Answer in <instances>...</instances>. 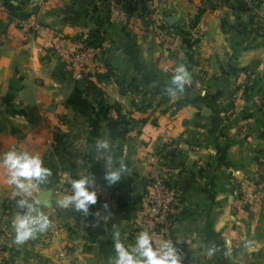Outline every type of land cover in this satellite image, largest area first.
<instances>
[{
	"label": "crops",
	"instance_id": "1",
	"mask_svg": "<svg viewBox=\"0 0 264 264\" xmlns=\"http://www.w3.org/2000/svg\"><path fill=\"white\" fill-rule=\"evenodd\" d=\"M81 37L99 47L100 82H75L51 49L54 38ZM181 64L191 80L172 95ZM99 103L120 106L125 134L110 136ZM0 108V154H38L51 175L33 198L52 192L51 207L40 206L48 230L15 244L12 220L23 210L0 165V264H109L114 230L126 245L143 232L153 178L182 194L173 234L185 264H264V201L232 197L241 181L264 186L262 1L0 0ZM102 139L107 152L96 150ZM109 158L110 167H126L115 184L104 178ZM85 175L109 201L97 198L88 215L60 208Z\"/></svg>",
	"mask_w": 264,
	"mask_h": 264
},
{
	"label": "clouds",
	"instance_id": "2",
	"mask_svg": "<svg viewBox=\"0 0 264 264\" xmlns=\"http://www.w3.org/2000/svg\"><path fill=\"white\" fill-rule=\"evenodd\" d=\"M191 80V75L183 64L175 69L171 84L175 86L169 93L175 95L177 90L183 92L184 86ZM110 143L107 139L98 140L96 150L107 152ZM110 158L106 162L105 180L109 184H115L126 173V167H110ZM0 164L6 169L7 183L14 187L13 197L19 196L16 205L22 212L17 213L12 220L14 230L13 242L17 245L24 244L38 233H44L50 227L49 217L41 210L38 198H33V193L38 192L42 184L51 175L50 169L43 165L38 154L28 151L9 150L0 157ZM93 176H81L71 182L72 192L57 200L60 208H72L77 212L89 214L90 205L97 202V193L94 188ZM107 209L108 205L105 204ZM97 217L100 213H95ZM109 215L103 217L106 221ZM119 230L113 231L114 257L109 258V264H181V258L172 242L161 240L157 246H153L151 236L147 231L137 235L135 244L126 245L121 241ZM214 249H209L211 254Z\"/></svg>",
	"mask_w": 264,
	"mask_h": 264
},
{
	"label": "built area",
	"instance_id": "3",
	"mask_svg": "<svg viewBox=\"0 0 264 264\" xmlns=\"http://www.w3.org/2000/svg\"><path fill=\"white\" fill-rule=\"evenodd\" d=\"M135 2H152L160 0H127ZM264 4V0H259ZM37 30V28H35ZM86 38H77L65 40L54 38L51 49L60 57L72 72L75 82L85 81L89 77H94L99 69L100 51L98 48L88 46ZM16 149L24 151L18 147H11L0 154V157L9 150ZM2 166V164H0ZM264 177V169L262 171ZM59 189L64 186V181H59ZM61 186V187H60ZM94 188L97 198L102 201H109V190L100 187L95 183ZM71 194L72 188L66 189ZM144 200L147 207V213L140 218L139 226L143 231H147L151 236L153 246H157L161 240H168L175 245V239L171 237L175 226L174 211L178 206L180 190L174 187H167L161 178H153L148 181L145 188ZM232 197L241 205L258 204L264 201V186H253L251 183L241 181L236 184L232 191ZM20 199V198H18ZM178 254L179 251L176 249ZM180 256V254H179ZM181 258V257H180ZM2 259V236L0 234V262ZM181 264H185L181 258Z\"/></svg>",
	"mask_w": 264,
	"mask_h": 264
},
{
	"label": "trees",
	"instance_id": "4",
	"mask_svg": "<svg viewBox=\"0 0 264 264\" xmlns=\"http://www.w3.org/2000/svg\"><path fill=\"white\" fill-rule=\"evenodd\" d=\"M117 1H122L123 3H125V4H127V5H131V4H133L132 2H130V1H127V0H117ZM256 1H258V3H260V1L259 0H256ZM6 2V1H5ZM137 3H144L143 1L142 2H135V4H137ZM9 8H10V5L8 6ZM142 8H144V7H142ZM22 18V17H21ZM23 18H26V17H24L23 16ZM86 42H87V45L88 46H93V47H95V48H99L97 45H95V43L94 42H92L90 39H87L86 38V40H85ZM104 74H102V75H95L94 77H95V80H94V82H100L101 80H103V79H105L107 76H103ZM91 78H93V77H91ZM90 77H89V79L87 78V81H92V79H91ZM93 82V81H92ZM88 87H91V90H93V91H95L96 90V88H95V85L94 84H91V82L90 83H88ZM98 109H99V111L101 112V114L104 116V118L107 120V126H108V129H109V132H110V136L111 137H119V136H121V135H123V134H125V132H123V131H119V126H125V125H127V122H125L124 120V116L122 115V112H121V109H120V106L118 105V104H114V105H111V106H109V105H104V104H101V103H99L98 104ZM114 112L116 115H117V119L116 120H113V119H110V118H108V113L109 112ZM263 169H264V167L262 166V167H260L259 169H258V172H257V175H258V178L260 179V180H262L264 177H263V175H262V171H263ZM164 184H165V186H167V187H171V186H169L167 183H165L164 182ZM146 192V191H145ZM181 198H182V194H180V197L178 198V204H180L181 202H182V200H181ZM174 218H175V216H174ZM175 223H176V218H175ZM170 234H171V237L173 236V238H174V234H173V232H170ZM175 247H176V249H177V246H176V244L174 245Z\"/></svg>",
	"mask_w": 264,
	"mask_h": 264
},
{
	"label": "water",
	"instance_id": "5",
	"mask_svg": "<svg viewBox=\"0 0 264 264\" xmlns=\"http://www.w3.org/2000/svg\"><path fill=\"white\" fill-rule=\"evenodd\" d=\"M175 18L174 17H168L166 18L165 22L168 24V25H171L173 22H174ZM73 87L71 88H68L66 90V95L69 93V91L72 89ZM1 110V108H0ZM51 194L52 192L50 190H47V191H43L41 192V195L40 197L38 198V202H39V205L43 208H50L51 207V203H50V197H51Z\"/></svg>",
	"mask_w": 264,
	"mask_h": 264
},
{
	"label": "rangeland",
	"instance_id": "6",
	"mask_svg": "<svg viewBox=\"0 0 264 264\" xmlns=\"http://www.w3.org/2000/svg\"><path fill=\"white\" fill-rule=\"evenodd\" d=\"M241 1H243V0H241Z\"/></svg>",
	"mask_w": 264,
	"mask_h": 264
}]
</instances>
